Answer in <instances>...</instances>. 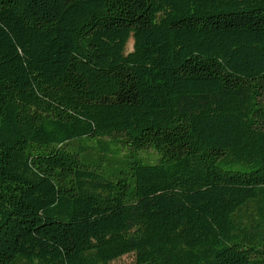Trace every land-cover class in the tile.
<instances>
[{
    "label": "trees",
    "instance_id": "trees-1",
    "mask_svg": "<svg viewBox=\"0 0 264 264\" xmlns=\"http://www.w3.org/2000/svg\"><path fill=\"white\" fill-rule=\"evenodd\" d=\"M130 253L264 264V0H0V264Z\"/></svg>",
    "mask_w": 264,
    "mask_h": 264
},
{
    "label": "rangeland",
    "instance_id": "rangeland-1",
    "mask_svg": "<svg viewBox=\"0 0 264 264\" xmlns=\"http://www.w3.org/2000/svg\"><path fill=\"white\" fill-rule=\"evenodd\" d=\"M132 49V39H130L126 45V50L129 51ZM95 143H93L94 145ZM117 152V148L114 147L113 145L110 146V149H109V153L111 155H115ZM98 154V145H97V148H93L89 155L88 156H91V157H96ZM142 156L143 158H146L147 160H152L154 159L155 157V153L151 150V149H143V150H140L138 152V156ZM135 263V259H134V255L133 254H125L123 256H121L120 258L118 259H115L111 262H109L108 264H134Z\"/></svg>",
    "mask_w": 264,
    "mask_h": 264
}]
</instances>
